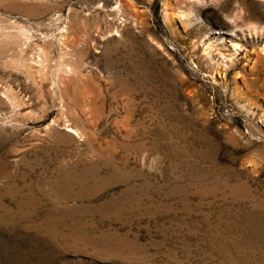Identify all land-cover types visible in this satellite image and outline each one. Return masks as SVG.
I'll return each instance as SVG.
<instances>
[{
    "label": "rangeland",
    "instance_id": "1",
    "mask_svg": "<svg viewBox=\"0 0 264 264\" xmlns=\"http://www.w3.org/2000/svg\"><path fill=\"white\" fill-rule=\"evenodd\" d=\"M0 264H264V0H0Z\"/></svg>",
    "mask_w": 264,
    "mask_h": 264
},
{
    "label": "bare ground",
    "instance_id": "2",
    "mask_svg": "<svg viewBox=\"0 0 264 264\" xmlns=\"http://www.w3.org/2000/svg\"><path fill=\"white\" fill-rule=\"evenodd\" d=\"M39 57L40 58H39L38 64L42 66L47 61L46 53L42 49H40L39 51Z\"/></svg>",
    "mask_w": 264,
    "mask_h": 264
}]
</instances>
